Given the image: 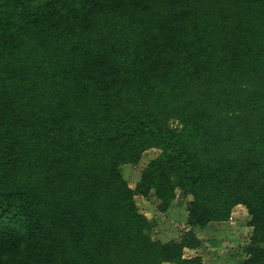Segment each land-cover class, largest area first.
<instances>
[{
  "label": "trees",
  "instance_id": "trees-1",
  "mask_svg": "<svg viewBox=\"0 0 264 264\" xmlns=\"http://www.w3.org/2000/svg\"><path fill=\"white\" fill-rule=\"evenodd\" d=\"M152 190L192 197L179 240ZM238 205L264 264V0H0V264H204Z\"/></svg>",
  "mask_w": 264,
  "mask_h": 264
},
{
  "label": "rangeland",
  "instance_id": "rangeland-1",
  "mask_svg": "<svg viewBox=\"0 0 264 264\" xmlns=\"http://www.w3.org/2000/svg\"><path fill=\"white\" fill-rule=\"evenodd\" d=\"M156 155L157 150L150 149L144 153L138 165L121 166L122 174L132 188L137 187L143 169ZM135 199L140 211L150 219V231L153 238L162 241L179 240L183 232L189 228L187 219L191 196L178 191L176 199L166 211L158 209V201L153 190L148 195L136 194ZM250 219L247 208L238 206L234 208L230 220L226 223L214 225L212 230L207 229V233L201 235L205 239V244L202 245L204 248L201 249L203 251L205 249V253L209 252L207 259L215 258L216 256L212 254L221 252L223 255L235 257L238 264H242L246 256L244 247L252 232L249 226ZM200 230L204 231V229H198ZM196 251H190V254H196Z\"/></svg>",
  "mask_w": 264,
  "mask_h": 264
},
{
  "label": "crops",
  "instance_id": "crops-1",
  "mask_svg": "<svg viewBox=\"0 0 264 264\" xmlns=\"http://www.w3.org/2000/svg\"><path fill=\"white\" fill-rule=\"evenodd\" d=\"M238 206H243V205H238ZM237 206V207H238ZM227 221H222V222H212L210 223L208 226L204 227V228H199L197 227L196 228V231L199 235V237L203 240V244H205V239L201 237L202 234L204 233H207V229L209 230H212L213 229V226L214 225H218V224H223V223H226ZM251 227V226H250ZM252 228V227H251ZM198 229H204V231H198ZM201 248H204L203 246H201L199 249H197L196 251V254L197 255H201L203 257V262L204 264H238V260L235 259V257H232L231 255H223L221 252L219 253H214L212 255L216 256L215 258H212V259H207V255L209 252H204V251L201 249ZM207 251V250H206ZM217 251V250H216ZM195 254V255H196ZM221 258H225V259H221Z\"/></svg>",
  "mask_w": 264,
  "mask_h": 264
}]
</instances>
